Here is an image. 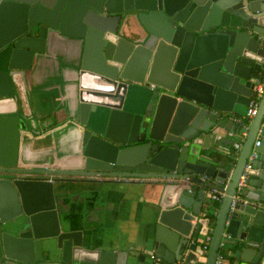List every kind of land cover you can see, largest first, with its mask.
Instances as JSON below:
<instances>
[{"label":"water","instance_id":"1","mask_svg":"<svg viewBox=\"0 0 264 264\" xmlns=\"http://www.w3.org/2000/svg\"><path fill=\"white\" fill-rule=\"evenodd\" d=\"M58 37L81 49L79 151L69 169L24 167L28 127L0 114V264H264V91L241 136L264 78V0H0V102ZM82 184L100 188L82 200ZM119 184L159 200L125 249L88 246L75 218Z\"/></svg>","mask_w":264,"mask_h":264},{"label":"crops","instance_id":"2","mask_svg":"<svg viewBox=\"0 0 264 264\" xmlns=\"http://www.w3.org/2000/svg\"><path fill=\"white\" fill-rule=\"evenodd\" d=\"M72 23L73 18H70V35H74ZM80 57V45L72 37L56 38L49 44L48 53L34 61L31 70L25 73L24 82H20L19 87L14 86V98L0 102V114L17 113L28 127L20 150V163L24 167L62 170L73 167L79 139L69 122L75 118L76 68ZM88 188L100 186L82 184L79 194L82 200L91 196ZM108 188L110 196L101 204L103 210L91 215L90 220L89 213L83 210L82 217L79 214L75 221L82 222L88 246L90 243L96 248L114 245L117 250H123L135 241L159 200L161 187L119 184Z\"/></svg>","mask_w":264,"mask_h":264},{"label":"built area","instance_id":"3","mask_svg":"<svg viewBox=\"0 0 264 264\" xmlns=\"http://www.w3.org/2000/svg\"><path fill=\"white\" fill-rule=\"evenodd\" d=\"M263 91H264V78L262 79L260 84L257 85L253 101L250 103V105L248 107V110H247V113H246V117L243 118V120L241 121V124H242L241 136L242 137L246 136V133H247V130H248V126H249L251 120L253 119V117L257 114L258 103H259L261 95L263 94ZM261 135H262V127L258 131V135H257L258 139L261 137ZM258 145H259V141H256L255 142V146H258ZM256 157H257V154L254 151H252L250 156H249V162L252 161L253 159H255ZM97 179H99V178H97ZM244 180H245V174H242L240 176V178H239V181H238V186L239 187L243 186ZM123 181H127L129 183L130 182L155 183L158 180L149 179V178H125V180H123ZM221 199H222V194L221 193L212 192V194H211V202L213 204H220ZM233 204H234V201L232 202L231 207L233 206ZM207 240L209 241V238ZM223 248H224V245L221 243L220 244V250H222ZM204 250H205V252H207V250H208L207 246L204 247ZM221 260H222V257L219 256L218 259H217V263L216 264H220Z\"/></svg>","mask_w":264,"mask_h":264},{"label":"trees","instance_id":"4","mask_svg":"<svg viewBox=\"0 0 264 264\" xmlns=\"http://www.w3.org/2000/svg\"><path fill=\"white\" fill-rule=\"evenodd\" d=\"M231 166H232V165H230L229 167H231ZM214 206H215L216 208H218V207H219V204H214ZM208 218H211V220L214 221V214H209V215H208ZM221 254H222L223 258H225V254L223 253V251H221Z\"/></svg>","mask_w":264,"mask_h":264}]
</instances>
